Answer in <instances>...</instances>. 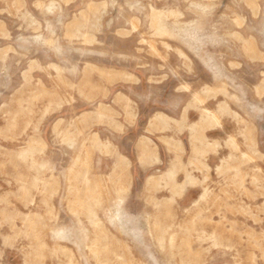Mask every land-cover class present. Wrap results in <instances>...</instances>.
Returning a JSON list of instances; mask_svg holds the SVG:
<instances>
[{
    "label": "rangeland",
    "instance_id": "rangeland-1",
    "mask_svg": "<svg viewBox=\"0 0 264 264\" xmlns=\"http://www.w3.org/2000/svg\"><path fill=\"white\" fill-rule=\"evenodd\" d=\"M0 264H264V0H0Z\"/></svg>",
    "mask_w": 264,
    "mask_h": 264
}]
</instances>
